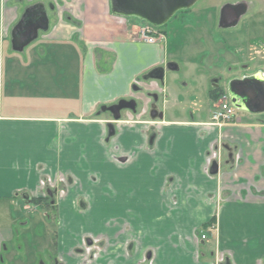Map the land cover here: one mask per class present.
I'll use <instances>...</instances> for the list:
<instances>
[{
	"label": "crops",
	"instance_id": "0c3cea01",
	"mask_svg": "<svg viewBox=\"0 0 264 264\" xmlns=\"http://www.w3.org/2000/svg\"><path fill=\"white\" fill-rule=\"evenodd\" d=\"M25 3L46 6L48 28L16 50ZM0 11V264H264V111L211 125L208 80L180 66L171 19L150 44L111 0ZM56 186L57 205L41 202ZM89 237L102 240L91 263L72 254Z\"/></svg>",
	"mask_w": 264,
	"mask_h": 264
},
{
	"label": "flooded vegetation",
	"instance_id": "af4514ba",
	"mask_svg": "<svg viewBox=\"0 0 264 264\" xmlns=\"http://www.w3.org/2000/svg\"><path fill=\"white\" fill-rule=\"evenodd\" d=\"M197 2L192 7L179 12L197 13L200 16L197 24L200 34L197 36L192 34V38L185 42V47L191 44L198 47L195 52H191L194 56L196 54V60L192 63L199 66L200 72L210 83L209 96L215 103L213 109L215 110L222 102L231 101L232 103L230 84L234 80H245L254 77L264 79L263 72L256 71L250 74L246 72L249 68L255 66L264 68V0H206V4L201 6L197 5ZM240 23H247V27L239 28ZM249 27L250 30H252L251 28L257 30L255 35L250 34L248 36L246 33L244 34L245 29H249ZM216 30L223 32L220 38L215 37ZM169 67L174 68L175 65H169ZM234 69L241 70V75L236 74L233 77L231 74ZM230 75L231 78L229 79L228 76ZM148 76L153 79H163L164 69L161 67L155 68ZM221 79L225 80V86L221 85ZM157 98L155 97L156 100H158ZM123 105H126V103L110 108L118 119L121 118L119 113L120 107ZM213 110L211 111V117ZM104 111L108 110L102 108L101 113ZM210 124L213 125L212 118ZM114 133L115 131H111V134ZM63 183L70 187L76 181L73 177H67L63 180ZM60 194L58 186L49 187L46 190V195L42 199L40 198V201H46L49 205L55 207ZM50 214L55 216V221H53L58 226L60 222L56 210H53ZM101 246L102 240L89 237L85 239L84 244L79 249H76L77 251L74 249L72 254H79L86 261L94 262L101 253ZM56 260L54 264H64L61 258Z\"/></svg>",
	"mask_w": 264,
	"mask_h": 264
},
{
	"label": "water",
	"instance_id": "95a60500",
	"mask_svg": "<svg viewBox=\"0 0 264 264\" xmlns=\"http://www.w3.org/2000/svg\"><path fill=\"white\" fill-rule=\"evenodd\" d=\"M198 0H111L113 13L123 16H136L155 26H164L177 12L192 7ZM46 6L38 3L28 7L13 30V45L16 50L38 36L39 30L48 28ZM232 103L240 110L251 113L264 111V79L259 77L234 80L230 84ZM218 171L214 163L212 173Z\"/></svg>",
	"mask_w": 264,
	"mask_h": 264
},
{
	"label": "rangeland",
	"instance_id": "374dc122",
	"mask_svg": "<svg viewBox=\"0 0 264 264\" xmlns=\"http://www.w3.org/2000/svg\"><path fill=\"white\" fill-rule=\"evenodd\" d=\"M236 1H239V0H236ZM246 1H250V0H246ZM26 4V5H25ZM25 4H21L20 5V12L21 13V17L23 16V14L25 13V7L28 5V3H25ZM206 4V0H199L197 2V5H205ZM208 6V5H207ZM25 8V9H24ZM24 10V11H23ZM1 12V11H0ZM200 20V16L197 14V13H192V14H186V13H182V12H179L178 14H176L175 16H173L171 18V20L168 22L169 26V29L166 28L165 26L163 27L164 29H168L169 33L172 32L173 28L174 29H179L180 31V66L184 69L185 65L186 64H189V62H195L196 58V54L194 56L193 53L191 52H188L185 50V42L187 40H189L190 38H192V34H194L195 36H197L198 34H200V30L199 28L197 27V24ZM246 21V20H245ZM19 22V21H18ZM240 23V26L239 28H246L247 26V23ZM187 25V26H185ZM252 30H250V27L249 29H245V32L244 34L246 33V35L250 36L251 35H255V33L257 32V30L255 28H251ZM219 30H216L215 32V37L216 38H220L221 34H223V32H218ZM40 33H43L42 31ZM139 38L142 40L141 36L139 35ZM143 41V40H142ZM256 71H259V72H263L264 73V68L262 67H258V66H255V67H252V68H249V70H247L246 72L248 74L250 73H253V72H256ZM180 73H183V70H181ZM242 73L241 70H233L232 72V76L235 77L236 74H240ZM228 75V74H227ZM231 75L228 76L229 79L231 78ZM241 75V74H240ZM226 79V78H225ZM221 85L222 86H225V80H222L221 79ZM209 83V82H208ZM177 85H180V79L177 80ZM210 85V83H209ZM208 101H209V98H208ZM237 112L238 113H243V110H240V109H237ZM150 115V110H149V107H148V113ZM25 256H23V253L20 252V253H17V255L15 256L16 260L15 261H12L10 263L8 262H5L4 264H19V262H24L23 264H43V262H45L46 264H49V259H47L46 257H37L36 259L34 260H25L24 258ZM85 262L87 263H91L92 261H86L84 260ZM144 262V260H143ZM149 262V261H148ZM50 264H52V262L50 261Z\"/></svg>",
	"mask_w": 264,
	"mask_h": 264
},
{
	"label": "built area",
	"instance_id": "2783aa9c",
	"mask_svg": "<svg viewBox=\"0 0 264 264\" xmlns=\"http://www.w3.org/2000/svg\"><path fill=\"white\" fill-rule=\"evenodd\" d=\"M140 36L143 41L156 44L165 40V35L155 26L146 23L140 29ZM237 116V108L231 103V101H225L220 103L212 112V124L215 126H223L234 122ZM206 238V235H202Z\"/></svg>",
	"mask_w": 264,
	"mask_h": 264
},
{
	"label": "trees",
	"instance_id": "16d2710c",
	"mask_svg": "<svg viewBox=\"0 0 264 264\" xmlns=\"http://www.w3.org/2000/svg\"><path fill=\"white\" fill-rule=\"evenodd\" d=\"M208 227V226H207Z\"/></svg>",
	"mask_w": 264,
	"mask_h": 264
}]
</instances>
